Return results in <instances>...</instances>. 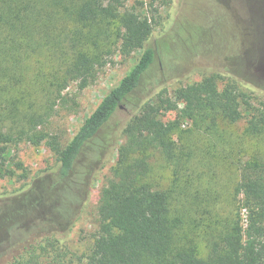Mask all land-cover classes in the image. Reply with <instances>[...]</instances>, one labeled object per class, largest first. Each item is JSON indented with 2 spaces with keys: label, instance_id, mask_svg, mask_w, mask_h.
Returning a JSON list of instances; mask_svg holds the SVG:
<instances>
[{
  "label": "trees",
  "instance_id": "16d2710c",
  "mask_svg": "<svg viewBox=\"0 0 264 264\" xmlns=\"http://www.w3.org/2000/svg\"><path fill=\"white\" fill-rule=\"evenodd\" d=\"M129 1L0 0V179L15 171L28 178L20 163L8 168L11 144H42L55 157L46 176L22 182L1 214L0 264H264V103L252 102L264 98V0L241 1L242 38L223 66L205 67L200 81L171 95L162 88L141 100L135 93L156 51L171 47L165 40L147 45L152 22L142 2ZM114 50L138 55L64 144L46 130L55 103L72 82L80 90L93 82ZM162 111L175 119L163 121ZM118 113L124 119L115 122ZM116 146L99 193L98 231L75 256L59 226L77 217L82 193ZM154 157L167 168V182L152 177ZM209 178L217 185L212 197ZM46 202L58 207L56 215L42 212ZM31 221L50 229L31 235L34 228L22 229Z\"/></svg>",
  "mask_w": 264,
  "mask_h": 264
},
{
  "label": "rangeland",
  "instance_id": "374dc122",
  "mask_svg": "<svg viewBox=\"0 0 264 264\" xmlns=\"http://www.w3.org/2000/svg\"><path fill=\"white\" fill-rule=\"evenodd\" d=\"M135 1L143 3L142 14L152 22V34L147 45L155 48L157 42L165 40L171 47V50L166 49L167 51H162L163 53L156 51L155 62L143 77L135 93V98L138 100L149 97L162 88H167L171 95L179 86L200 81L205 67H221L228 54L237 53L236 49L244 30L243 22L247 16V12L242 9V0H225L224 6L217 0H130L129 5ZM226 13L227 17H225ZM137 55L136 52L130 58H123L117 50H114L108 63L96 71L94 81L86 88L80 90L78 84L72 82L62 93L64 101L58 100L55 103L54 113L48 120L46 130L51 134H57L66 144L102 98L129 70ZM252 102L257 106L260 102L264 103V98L256 96ZM123 112L129 114L127 111ZM123 115L118 113L115 122L123 120ZM175 116L174 112L162 111L161 119L172 121ZM190 127L191 123L187 121L182 125L184 130ZM208 144L212 145L210 141L205 140L204 145L210 147ZM117 147L110 152L105 166L91 183L90 192L82 193L80 203L82 205L77 217L59 226L60 230L64 231L61 238L66 250L75 256H82L88 251L98 231L99 193L111 178ZM6 154L8 168L16 170L15 164L18 162L27 170L28 178L19 179L18 175L21 172L15 171L12 179H0V216L17 201L11 198L14 191L23 184L22 182L26 181L32 185L43 175L46 176V171L55 164V157L42 144L35 146L25 141L11 144L7 147ZM83 162H86V159ZM151 165L152 177L167 182L169 172L161 159L154 157ZM203 173L209 175L210 170H203ZM220 177L219 183L223 184L224 177L222 175ZM211 179H206L204 183L205 191L210 197L213 189L216 191L217 188L216 181ZM221 195L225 196L224 189ZM41 209L42 212L51 210L49 202L42 205ZM57 210L58 207L52 206L51 213L56 215ZM239 214L241 225L245 228L246 212L242 209ZM7 216L14 217L11 213ZM26 224L22 229L25 228L30 233L29 231L34 228L31 235L50 229L45 225L43 228L39 221Z\"/></svg>",
  "mask_w": 264,
  "mask_h": 264
},
{
  "label": "built area",
  "instance_id": "2783aa9c",
  "mask_svg": "<svg viewBox=\"0 0 264 264\" xmlns=\"http://www.w3.org/2000/svg\"><path fill=\"white\" fill-rule=\"evenodd\" d=\"M144 1H146V0H144Z\"/></svg>",
  "mask_w": 264,
  "mask_h": 264
}]
</instances>
